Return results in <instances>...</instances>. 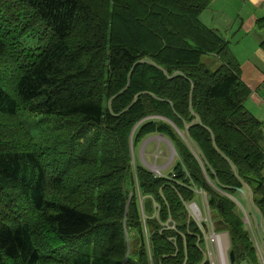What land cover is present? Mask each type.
Returning <instances> with one entry per match:
<instances>
[{"label":"trees","instance_id":"obj_1","mask_svg":"<svg viewBox=\"0 0 264 264\" xmlns=\"http://www.w3.org/2000/svg\"><path fill=\"white\" fill-rule=\"evenodd\" d=\"M210 4L0 0V264H207L184 205L194 186L236 262L255 264L215 188L246 185L264 220V131L229 42L200 20ZM23 113L61 120L51 147ZM154 134L178 156L166 176L132 163L131 144Z\"/></svg>","mask_w":264,"mask_h":264},{"label":"crops","instance_id":"obj_2","mask_svg":"<svg viewBox=\"0 0 264 264\" xmlns=\"http://www.w3.org/2000/svg\"><path fill=\"white\" fill-rule=\"evenodd\" d=\"M234 1L236 2L235 5L228 6L229 9H233L232 16L220 18L219 16L224 13V9L220 4L213 7L211 0L210 7L200 15V20L207 26L215 29L227 41L234 37L236 29L243 31L250 30L251 33L248 35L249 44L245 41L237 47L232 48L230 43L229 46L240 62L241 79L251 90V95L248 99L255 113L251 112L262 122L264 131V52L259 47V42L264 37V29L258 28L255 31L253 28L248 29L244 25L245 17L249 13L248 10L252 7L257 14L253 19L254 23L256 18L264 15V0ZM244 7L247 8L245 12H243ZM236 22H238V24ZM235 48L239 52H236ZM247 100L245 101V106ZM246 108L248 109L247 106ZM261 146L264 147V138L261 142ZM222 246L224 245L222 244Z\"/></svg>","mask_w":264,"mask_h":264},{"label":"rangeland","instance_id":"obj_3","mask_svg":"<svg viewBox=\"0 0 264 264\" xmlns=\"http://www.w3.org/2000/svg\"><path fill=\"white\" fill-rule=\"evenodd\" d=\"M220 4V6L224 9V13L220 14V18H228L229 16H232V12L233 9H229V5H235L236 2L234 0H212V6L214 7L215 5ZM210 7V5H209ZM208 7V8H209ZM207 8V9H208ZM247 11V8H243V12ZM249 13L246 15L245 17V21H244V25L248 28L251 29L253 28L255 31L258 29V27L255 25L253 19L254 17L257 16L255 9L252 7L249 10ZM242 16V15H240ZM238 24V22H236ZM250 30L247 31H243V30H237L235 32V35L233 38L229 39V43L230 46L233 47H237L238 45H241L242 43H244L245 41L249 44V38L248 35L250 34ZM253 39V37H252ZM236 52L237 49L235 48ZM203 62L209 66L210 68H214L215 65H213L207 58L203 59ZM262 95V94H261ZM246 106L248 107V109L250 111H252L253 113H255L253 107L250 104V100L248 99L246 102ZM19 120H21L22 122H24L27 127L30 128L31 132L34 134V131L38 132L39 130L42 132L41 135L37 136V142L41 144L42 148H48L52 146V138L51 136L46 132L48 129H50L51 127H55L57 128L58 126H61L62 124H60L61 120H57L54 119L53 117H47L44 120L45 121H40V117L39 116H34V115H29L28 113H23L19 116ZM8 122L10 123V127L12 128V126L14 127V129H19L21 128V125H19L17 123V119H12ZM15 123V126L13 125ZM63 123L66 125L67 127V122L64 120ZM7 127H9V125H7ZM65 126H63V128H66ZM60 128V127H59ZM7 130V129H5ZM7 135H11V133L9 131L6 132ZM158 135V134H156ZM156 135L150 136L149 140H148V144L147 147L145 149V147L143 146V143L148 139V138H144L138 145H136L133 148V156L136 159V162L138 163H142L145 164L146 166H151V168H153L155 171H159L162 169H165L166 167H168L170 165L171 162V158L174 155L173 159L175 158V153L174 150L172 149V147H170L171 145L169 143H167L164 139L160 140L158 137H155ZM15 139H18V136L15 137ZM176 151V150H175ZM178 158V156H177ZM167 161H169V164L167 165ZM174 163V162H173ZM172 163V164H173ZM171 164V166H172ZM167 165V166H166ZM148 166V167H149ZM170 166V167H171ZM169 168H166L165 172L168 170ZM163 171V170H162ZM237 198L240 200V202L243 204V206L245 207V209H247V205L245 202V199L241 196L240 193L237 194ZM194 202L198 203L201 207L203 204V200H202V196L198 193L195 194L194 196ZM248 212V211H247ZM257 212V211H256ZM259 216H258V212L256 214V218L255 221L253 222V227H260V233L264 232V229L262 227V225L259 224ZM264 224V223H263ZM258 229V228H257ZM223 243L225 244V246H227V243L225 240H223ZM255 264H263L260 261H257Z\"/></svg>","mask_w":264,"mask_h":264},{"label":"built area","instance_id":"obj_4","mask_svg":"<svg viewBox=\"0 0 264 264\" xmlns=\"http://www.w3.org/2000/svg\"><path fill=\"white\" fill-rule=\"evenodd\" d=\"M188 208H189V213L191 215H194V209H193V207L191 205H189ZM205 221L208 224V229L206 231H203L202 232V238H203V242H204V245H205L206 249H208L209 248V245L216 246L217 241H218L219 234L214 231L212 222L210 220V217H206L205 218ZM246 221L250 225V222L248 221L247 218H246ZM248 228H249V226H248ZM250 229H251V227H250ZM251 231H252V229H251ZM208 255H209V258L211 259V262L213 264V261H212V252L210 250H208Z\"/></svg>","mask_w":264,"mask_h":264},{"label":"water","instance_id":"obj_5","mask_svg":"<svg viewBox=\"0 0 264 264\" xmlns=\"http://www.w3.org/2000/svg\"><path fill=\"white\" fill-rule=\"evenodd\" d=\"M217 203H219V199H217ZM216 224H217L218 228H224V226H225V225H223L222 220H217ZM229 257H230L231 262L234 261L235 257H234V252L232 250L229 252Z\"/></svg>","mask_w":264,"mask_h":264},{"label":"bare ground","instance_id":"obj_6","mask_svg":"<svg viewBox=\"0 0 264 264\" xmlns=\"http://www.w3.org/2000/svg\"><path fill=\"white\" fill-rule=\"evenodd\" d=\"M223 240H225L226 243H227V239H226L225 234H223V235L220 237V239H219V241H220L219 246L222 247L223 250H224V254H223L222 258H223V260H224V264H226V259H225V249H226V246H225V244L223 243ZM221 242H222V244H223L224 246L221 245Z\"/></svg>","mask_w":264,"mask_h":264}]
</instances>
